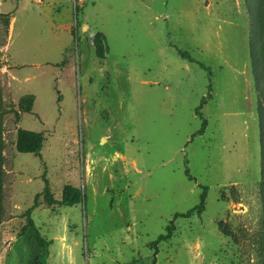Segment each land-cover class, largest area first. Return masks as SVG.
<instances>
[{"label": "rangeland", "instance_id": "374dc122", "mask_svg": "<svg viewBox=\"0 0 264 264\" xmlns=\"http://www.w3.org/2000/svg\"><path fill=\"white\" fill-rule=\"evenodd\" d=\"M263 41L264 0H0L3 264H38L35 231L20 232L45 171L55 199L82 192L70 207L39 198L46 264H260ZM18 123L44 134L41 155L17 151ZM202 187L205 211L175 219Z\"/></svg>", "mask_w": 264, "mask_h": 264}, {"label": "trees", "instance_id": "16d2710c", "mask_svg": "<svg viewBox=\"0 0 264 264\" xmlns=\"http://www.w3.org/2000/svg\"><path fill=\"white\" fill-rule=\"evenodd\" d=\"M9 15V14H7ZM6 15V16H7ZM10 25V23H8ZM261 47V48H260ZM259 48L255 47V43L252 42L251 48V58L254 76L256 80V90L259 96V105H258V116H259V125H260V143H261V153H262V180L260 182V191L263 205V215H264V41L261 42V46ZM182 57L192 61L191 57L185 52H179ZM36 101L35 95H26L23 96L19 101V110H12L15 113L16 117L19 118L21 113H32L34 104ZM206 100L202 102V105L199 107L198 111H200L205 104ZM7 110L5 107V99L3 96L2 89L0 87V227L3 223V217L5 213V208L3 205L4 200V177H5V140H4V127H5V118L7 115ZM207 127V121L203 122L202 128L197 134L201 135L205 132ZM195 137V135H194ZM45 136L43 133H37L25 129H18L17 131V139H16V148L19 153L24 154H35L41 155V152L44 147ZM187 174L191 180L194 178L191 176L190 172L187 171ZM43 180L45 182V188L42 193L37 194L35 197L34 205L25 213L26 225L21 229L20 237L25 236L30 229L35 231L36 239L38 245L40 247V257L38 260V264H46L47 258V247L50 242L46 241L40 234V232L36 229L34 225V221L32 219V213L35 209L40 206L39 198L44 197L45 202L49 206H75L81 203L82 200V192L79 188L74 186H67L63 192V197L61 200H57L54 198L50 182L47 178V171H45L43 175ZM203 193L201 195L200 203L187 213L176 214L175 219L183 217L189 218L193 214H202L206 209V201H207V187H202ZM221 227V225H220ZM176 230V226L174 224V220L167 227L166 233L159 236L157 241L154 242L153 246L157 249L158 245L163 241H168L172 238L174 231ZM223 230V228H222ZM1 242V237H0ZM261 259L260 264H264V242H262V246L260 249Z\"/></svg>", "mask_w": 264, "mask_h": 264}, {"label": "crops", "instance_id": "0c3cea01", "mask_svg": "<svg viewBox=\"0 0 264 264\" xmlns=\"http://www.w3.org/2000/svg\"><path fill=\"white\" fill-rule=\"evenodd\" d=\"M11 27H12V23H11ZM71 28H72V26H71ZM7 47V46H6ZM6 72H8V74H10L11 73V67L8 65V68H6V70H5ZM23 113H21V115H22ZM20 123H18V129H22V128H19V125ZM18 129H17V131H18ZM17 139V138H16ZM2 254L0 253V264H3V262H2Z\"/></svg>", "mask_w": 264, "mask_h": 264}]
</instances>
